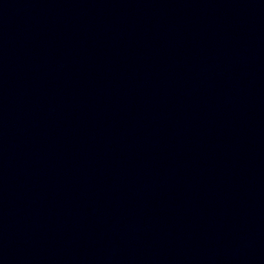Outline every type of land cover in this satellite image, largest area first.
<instances>
[{
    "label": "water",
    "instance_id": "1",
    "mask_svg": "<svg viewBox=\"0 0 264 264\" xmlns=\"http://www.w3.org/2000/svg\"><path fill=\"white\" fill-rule=\"evenodd\" d=\"M264 44V0H0V230L116 132Z\"/></svg>",
    "mask_w": 264,
    "mask_h": 264
}]
</instances>
